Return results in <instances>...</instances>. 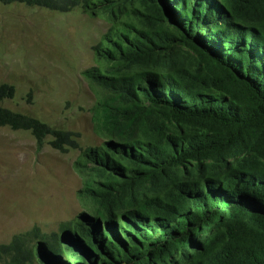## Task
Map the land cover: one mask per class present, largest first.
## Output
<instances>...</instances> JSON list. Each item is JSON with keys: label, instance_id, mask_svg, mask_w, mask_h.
Instances as JSON below:
<instances>
[{"label": "trees", "instance_id": "16d2710c", "mask_svg": "<svg viewBox=\"0 0 264 264\" xmlns=\"http://www.w3.org/2000/svg\"><path fill=\"white\" fill-rule=\"evenodd\" d=\"M107 28L83 74L102 136L81 149L80 212L0 243V264H264V0H0ZM0 126L40 149L78 147L72 131L2 105ZM95 177L100 180H96ZM151 183L167 189L137 198Z\"/></svg>", "mask_w": 264, "mask_h": 264}, {"label": "rangeland", "instance_id": "374dc122", "mask_svg": "<svg viewBox=\"0 0 264 264\" xmlns=\"http://www.w3.org/2000/svg\"><path fill=\"white\" fill-rule=\"evenodd\" d=\"M107 26L79 8L0 2V80L15 87L2 105L72 131L78 145L61 152L47 136L38 149L30 131L0 126V243L33 226L48 232L80 212H95L96 203L81 195L89 175L74 167L81 149L102 140L90 110L100 95L83 72L96 64L92 46ZM166 189L146 183L134 196H162Z\"/></svg>", "mask_w": 264, "mask_h": 264}]
</instances>
